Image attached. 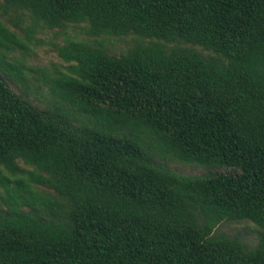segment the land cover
Returning <instances> with one entry per match:
<instances>
[{
	"label": "trees",
	"instance_id": "trees-1",
	"mask_svg": "<svg viewBox=\"0 0 264 264\" xmlns=\"http://www.w3.org/2000/svg\"><path fill=\"white\" fill-rule=\"evenodd\" d=\"M0 264H264V0H0Z\"/></svg>",
	"mask_w": 264,
	"mask_h": 264
},
{
	"label": "rangeland",
	"instance_id": "rangeland-1",
	"mask_svg": "<svg viewBox=\"0 0 264 264\" xmlns=\"http://www.w3.org/2000/svg\"><path fill=\"white\" fill-rule=\"evenodd\" d=\"M80 27L81 26L71 25L66 31L58 29H44L38 31L34 36L35 38L33 43L31 44V48L26 56V65L32 70L48 69L52 71L55 67L61 68L63 63L57 56L56 46L61 45L68 36H72L77 39L86 38L83 32L79 29ZM16 32L19 35L21 34L20 31ZM102 40L106 43L111 52L118 54L127 48L129 42L131 41V37L123 40L113 38H103ZM170 166L177 172L184 175H197L201 173L200 168L197 167L176 164H170ZM219 230L231 236H241L250 246H253L256 243L258 229L250 222L226 223L223 224Z\"/></svg>",
	"mask_w": 264,
	"mask_h": 264
}]
</instances>
